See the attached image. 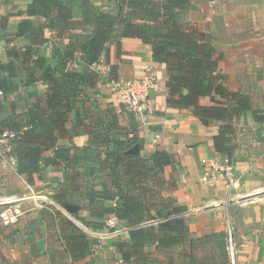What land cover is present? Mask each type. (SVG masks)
I'll return each mask as SVG.
<instances>
[{
  "label": "crops",
  "instance_id": "0c3cea01",
  "mask_svg": "<svg viewBox=\"0 0 264 264\" xmlns=\"http://www.w3.org/2000/svg\"><path fill=\"white\" fill-rule=\"evenodd\" d=\"M94 1L90 0L86 5L80 0H59V4L70 7V16H60L64 10L57 6L46 12L31 13L33 0H0V76L7 79L12 88L16 86V90L9 93L1 89L0 124L8 127L7 119L17 126L28 128L31 113L37 110L43 116L37 131H50L53 137L46 142L43 158L53 156L56 148L68 150L65 159H58L56 164H44L42 170L35 173L32 185L26 175L27 193H37L34 197L39 199L48 197L42 192L47 191L49 195L52 192H48L44 186V189L36 188V185L33 186L35 181L37 185H45L44 180H48V175L51 180H55V177L62 180L63 172L67 171V188H79V177L86 178L83 171L92 175L96 169L95 174H102L103 178L99 188L87 189L83 194L85 198L92 190H103L104 184L110 190L117 191L113 183L116 180L123 193L121 179L126 178L131 170H142L140 177L149 173L155 175L162 170L166 184L169 185V180L176 183V187L170 189V194L177 195L182 203L177 212L188 211L183 216V219H187L197 210L199 203H206L214 197L221 198L226 193L221 179L212 183L199 180L201 160L226 153L215 149L213 139L224 122L213 120L205 125L194 114L193 107L169 104L168 65L156 60L152 46L140 38L111 39L106 43L101 57L97 61H89L83 50V42L91 34L92 27L89 23L84 24V17L88 15V10L90 13ZM106 7L101 6V9ZM180 17L195 23L210 36L222 55L215 73L224 81L233 97L250 99L252 109L264 115V0H189L188 7L180 12L179 20ZM112 40L114 44H110ZM118 40L121 41L120 49ZM64 58L68 60L67 71L80 74V77L74 78V81L63 80V84L56 86L65 99L64 105L52 112L48 101L54 83L47 71L54 72ZM147 64L154 66L161 82V89L152 96L159 110L150 115H141L120 103L114 82L144 76ZM111 65H115V72H112ZM90 93H98L110 106L108 111L105 109L108 116H104L103 124L109 123L107 126L110 127L113 122L126 131L119 143L114 144L121 150L119 153L110 150L105 145L106 140L85 124L83 111L92 105L85 94ZM199 102L207 104L209 99L202 97ZM233 106L236 107V103L233 102ZM71 124L73 127L69 129ZM232 124L234 131L230 133V153L227 154L232 157L240 179L238 190L242 195L263 192L264 121L255 120L252 113L246 111L234 115ZM158 149L167 150L173 156L172 163L162 169H154L151 161L152 154ZM84 159L95 162L97 168L90 169L84 164ZM135 166L139 168L136 170ZM57 169L62 170L61 174L56 172ZM121 169H124L122 177L119 174ZM137 178H131V183L135 184ZM205 195L207 198H204ZM58 196H61L58 199L61 202L63 196ZM228 210L230 218L237 213V222L242 226L237 232L240 263L264 264V197L241 208L235 202H229ZM219 211L222 215L223 212ZM107 214L114 213L106 212L104 216ZM176 221L180 220L170 225Z\"/></svg>",
  "mask_w": 264,
  "mask_h": 264
},
{
  "label": "rangeland",
  "instance_id": "374dc122",
  "mask_svg": "<svg viewBox=\"0 0 264 264\" xmlns=\"http://www.w3.org/2000/svg\"><path fill=\"white\" fill-rule=\"evenodd\" d=\"M123 3L124 0H95L94 4L91 5L90 14L100 10L116 11L118 6ZM101 6H108V8L101 9ZM180 20L183 23H192L185 21L182 17ZM114 40L110 44H114ZM114 88L120 100L115 85ZM85 96H89L88 101L92 103L83 111L87 128L89 125L90 130L106 140L105 145L109 146L110 150H117L119 153L121 150L116 148L114 144L119 143L126 132L125 129L113 122L110 123V127L107 126L109 123L103 124V118L110 106L108 107L104 103L98 93L97 95L94 93L85 94ZM83 99L86 100V98ZM126 110L129 112L128 109ZM4 127L0 124V130ZM72 127L71 124L69 129ZM84 153L90 154L88 151H84ZM81 156L85 155L81 154ZM13 159L15 157L12 154V149L2 148L0 196L3 195L8 201H13V197L10 196H17L22 200L14 203V207L21 211L15 224L5 226L0 221V264H233L227 234L226 219L231 216L228 205L225 209H220L223 212L220 215L219 210L203 208L205 202L202 201L197 206V210L187 219H183L181 216L171 221L140 228L152 230V236L145 239L138 250L132 251L122 245V242L129 241L134 233L124 231V228L131 226L132 221L130 219L118 217V224L111 227L107 225V221L113 214L99 217L87 208L89 201L83 194L88 188H99V183L103 178L102 174H95L97 169L92 172V175L86 170L83 171L86 178L84 176L79 177L78 182L81 184L78 185L79 188L76 186L67 188L69 185L67 173L69 171L63 172V181L56 177L55 180H51L49 175L47 176L48 180H44L45 185L44 183L37 185L35 181L33 186L36 185V188L41 189L44 186L48 192H52L50 195L47 191L42 192L48 197L39 199L34 197L37 193H27L26 175L18 173L16 159L15 162ZM83 162L92 170L97 168L95 162H87L86 159ZM143 165L146 166L147 164L143 163ZM138 168L139 166H135L136 170ZM61 171L56 170L58 174H61ZM71 172L70 169V174H72ZM123 172L124 169L119 172L121 177ZM141 172L142 170H138V172L131 170L127 173L126 178L121 179V185L123 193L144 200L147 204L146 208L151 210L147 216L150 218L143 221L158 219L177 212V209L182 207L177 195L170 194V189L176 187V183L169 180V185L166 184L162 170L157 171L155 175L154 173H149L148 176L143 174V177H140ZM136 176L138 178L135 184H132L130 179ZM46 182L49 183L46 185ZM58 194L63 196L61 202L56 198ZM204 198H207L206 195ZM41 202L43 203L41 204ZM102 202L111 206H116L119 203L117 200ZM235 203L239 208L248 206V204ZM236 215L235 212L230 219L233 227V240L237 250L235 261L236 264H241L238 257L237 232L241 230L242 226L238 224ZM175 220L180 221L169 225ZM91 221H100L104 226L100 229L90 227L87 222ZM164 225L172 226L175 230L163 229L161 226L164 227ZM84 227L93 229L96 233H88ZM221 232H224L225 235H220ZM79 235L84 236L90 243L85 250L84 257H81L82 252L72 253L67 243L69 236L78 237ZM208 235L211 237L206 238ZM169 236H175L177 241L175 244L165 246ZM125 252H131L130 259L124 258Z\"/></svg>",
  "mask_w": 264,
  "mask_h": 264
},
{
  "label": "trees",
  "instance_id": "16d2710c",
  "mask_svg": "<svg viewBox=\"0 0 264 264\" xmlns=\"http://www.w3.org/2000/svg\"><path fill=\"white\" fill-rule=\"evenodd\" d=\"M58 1L33 0L31 13L46 12L57 6L60 10H64L60 16H70L69 5L59 4ZM80 1L88 5L90 0ZM188 4L189 0H127L125 5L120 4L116 11L101 10L90 14L88 10V15L84 17V24L89 23L92 30L91 34L84 38L83 50L87 59L93 62L101 57L106 43L113 38L137 37L150 44L154 58L168 65L170 92L168 103L182 108L193 107L194 114L205 125L213 120L223 121L220 131L213 136L215 149L218 152L230 153V133L234 131L233 116L249 111L255 120L261 122L264 121V115H259L252 109L250 99L234 98L224 81L216 75L222 55L213 45L210 36L202 32L195 23H183L179 20L180 12L188 7ZM118 48H121L120 40H118ZM67 66L68 60L64 58L54 72L47 71L54 83L48 101V107L52 112L64 105L65 99L56 86L63 84V80L74 81V78L80 77V74L68 72ZM115 69V65H111L112 72H115ZM0 89L9 93L15 91L16 86L12 88L7 79H2L0 76ZM202 97H207L209 102L200 103L199 100ZM235 99H237L236 102ZM233 102L236 103V107L233 106ZM41 117L43 116L39 111L32 112L28 128H22L5 119L6 126L18 131L19 136L13 141L12 154L16 159L18 173L27 175L30 184L34 183L35 173H39L44 164H56L58 159H65L68 154L67 149L56 148L53 156L43 158L42 153L46 149V142L53 137L50 131L43 133L37 131L42 121ZM151 161L154 169H162L172 163L173 156L167 150L158 149L152 154ZM113 183L118 188L117 191L110 190L104 184L103 190H92L87 193L88 209L99 217L104 216L106 212L114 213L122 219H128L131 216V225L145 220L150 213V209L146 210L145 201L121 193L118 180ZM56 198L59 199L61 196ZM105 200H117L119 203L108 207L102 202ZM87 225L99 229L104 226L100 221L87 222ZM161 227L175 230L168 225ZM219 234L225 235L224 232ZM151 236L150 229H136L131 239L122 242V245L136 251L142 245L141 243ZM209 237L211 236H206V238ZM175 241H177L175 236H169L165 246L175 244ZM67 243L72 253L82 252L81 257H84L85 250L90 244L89 240L82 235L69 236ZM159 243L161 244V241ZM123 256L125 259H130L131 252H125Z\"/></svg>",
  "mask_w": 264,
  "mask_h": 264
},
{
  "label": "built area",
  "instance_id": "2783aa9c",
  "mask_svg": "<svg viewBox=\"0 0 264 264\" xmlns=\"http://www.w3.org/2000/svg\"><path fill=\"white\" fill-rule=\"evenodd\" d=\"M146 74L140 78L130 80H117L114 82L121 103L126 105L131 111L141 115H150L159 110V106L152 99L153 94L161 89V82L154 70L152 64L146 65ZM0 93L2 90L0 89ZM19 136L18 131L6 127L0 130V156L2 148L7 147L10 150L13 147V141ZM15 162V159H13ZM202 172L199 177L202 183H212L215 180H223L226 193L223 197H214L207 201L203 208L225 209L229 202H238L242 205L250 204L257 199L264 197V191L259 193H251L242 195L239 189V177L235 172L232 157L223 153L219 156L205 157L201 160ZM235 190V192H234ZM20 209L14 207V203L0 204V221L5 226H10L18 221ZM187 212H174L158 219H150L124 228L133 233L136 229L152 226L158 223L171 221L187 214ZM227 234L229 238V250L232 255L233 264H236L235 255L236 248L233 240V227L231 225L230 216L227 217ZM119 222L117 215L113 214L107 221V225L115 227ZM88 233H96L93 229L84 227ZM122 231V230H120Z\"/></svg>",
  "mask_w": 264,
  "mask_h": 264
},
{
  "label": "bare ground",
  "instance_id": "6f19581e",
  "mask_svg": "<svg viewBox=\"0 0 264 264\" xmlns=\"http://www.w3.org/2000/svg\"><path fill=\"white\" fill-rule=\"evenodd\" d=\"M256 189H258V188H256ZM258 192H259V191H258ZM10 197H13V198H12L13 201H8V200H6V199L3 197V195L0 196V204L16 203V202H19V201L22 200L21 198H19V197H17V196H10Z\"/></svg>",
  "mask_w": 264,
  "mask_h": 264
}]
</instances>
